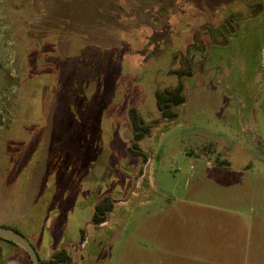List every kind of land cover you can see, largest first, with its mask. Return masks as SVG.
I'll list each match as a JSON object with an SVG mask.
<instances>
[{
	"label": "rangeland",
	"instance_id": "1",
	"mask_svg": "<svg viewBox=\"0 0 264 264\" xmlns=\"http://www.w3.org/2000/svg\"><path fill=\"white\" fill-rule=\"evenodd\" d=\"M0 226L44 262L264 264V0H0Z\"/></svg>",
	"mask_w": 264,
	"mask_h": 264
},
{
	"label": "trees",
	"instance_id": "2",
	"mask_svg": "<svg viewBox=\"0 0 264 264\" xmlns=\"http://www.w3.org/2000/svg\"><path fill=\"white\" fill-rule=\"evenodd\" d=\"M191 72L192 71L185 69V70H180L178 74L182 79V77L184 76H190ZM184 86L185 83L181 81L180 85L177 88L171 90L167 89L164 91H158L156 93L157 107L158 110L163 114L164 119L174 120L178 116L179 113L174 111V109H176L178 106H180L186 101V96L183 93ZM134 112L136 111L134 110ZM137 127L139 130L142 129L141 131L143 132V135L141 136V138L148 133V129L146 128L144 129L141 125V122L137 123ZM131 151L135 155H141V156L144 155V153H142L141 151H134V148H131ZM86 152L83 154V156L86 154ZM113 207H114V203L111 198L107 197L105 200H103L102 203L97 206V209L94 213L95 223L100 224L106 221L107 215L109 212L112 211ZM28 257L30 258L29 255ZM40 260H41V264H71L72 263V257L68 254L67 250H63L62 252L55 255L51 261L44 262L41 257ZM30 264H33L31 258H30Z\"/></svg>",
	"mask_w": 264,
	"mask_h": 264
},
{
	"label": "water",
	"instance_id": "3",
	"mask_svg": "<svg viewBox=\"0 0 264 264\" xmlns=\"http://www.w3.org/2000/svg\"><path fill=\"white\" fill-rule=\"evenodd\" d=\"M184 92H185V86H184ZM183 92V93H184ZM187 102V99L186 101L183 103L185 104ZM181 104V105H183ZM180 105V106H181ZM174 111H176V109H174ZM178 119V117L174 120H165L164 122L162 123H171V122H175L176 120ZM135 185L133 186V188L131 189V192L129 193V197L132 195V193L134 192L135 190ZM107 197H110V195H105L97 204V206L103 201L105 200ZM114 203H118L117 201H114ZM90 223V222H89ZM0 238L1 239H4V240H7V241H10L18 246H20L22 249H24L28 255L30 256L33 264H41V260H40V256L36 250V248L33 246V244L31 242H29L22 234L16 232V231H13L11 229H8V228H5V227H1L0 226ZM71 242L65 244L63 247H61L59 250H57L54 254L51 255L50 257V260L51 261L55 255H57L58 253L62 252L63 250L66 249V247L68 245H70Z\"/></svg>",
	"mask_w": 264,
	"mask_h": 264
},
{
	"label": "crops",
	"instance_id": "4",
	"mask_svg": "<svg viewBox=\"0 0 264 264\" xmlns=\"http://www.w3.org/2000/svg\"><path fill=\"white\" fill-rule=\"evenodd\" d=\"M18 246V245H17ZM24 250V249H23ZM25 251V250H24ZM26 252V251H25ZM39 254V253H38ZM71 257L72 255L69 254ZM40 256V254H39ZM41 257V256H40ZM50 260V258H49ZM72 262H73V258H72ZM7 264H30V258H29V262L27 261H23L22 259H13V260H9Z\"/></svg>",
	"mask_w": 264,
	"mask_h": 264
},
{
	"label": "flooded vegetation",
	"instance_id": "5",
	"mask_svg": "<svg viewBox=\"0 0 264 264\" xmlns=\"http://www.w3.org/2000/svg\"><path fill=\"white\" fill-rule=\"evenodd\" d=\"M235 23V22H234ZM233 23V24H234ZM228 25V23H226V26ZM234 29H235V27H234ZM236 30V29H235ZM221 33L223 34V36H224V38L227 40V42H228V40H229V37H227L226 35H225V33H224V31H221ZM230 41V40H229ZM213 45H216V44H213ZM213 45L211 46V49H210V51H211V53H210V55L212 54V47H213ZM221 47H223V46H221ZM209 58H210V56H209V53L207 54V62L209 61ZM196 68L194 67L193 68V70H195ZM193 75H194V73H193ZM178 116H179V114H178ZM177 116V117H178ZM176 117V118H177ZM162 122H164V121H162ZM161 122V123H162ZM145 125H146V123H144ZM110 198V197H109ZM113 201V200H112ZM108 216V215H107Z\"/></svg>",
	"mask_w": 264,
	"mask_h": 264
}]
</instances>
